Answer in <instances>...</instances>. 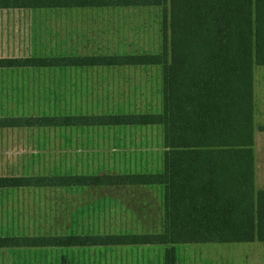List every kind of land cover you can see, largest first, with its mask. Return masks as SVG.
<instances>
[{
	"label": "rangeland",
	"instance_id": "1",
	"mask_svg": "<svg viewBox=\"0 0 264 264\" xmlns=\"http://www.w3.org/2000/svg\"><path fill=\"white\" fill-rule=\"evenodd\" d=\"M5 29L0 57L25 56L29 51L23 47L32 43L40 56L161 54L163 9L59 10L29 18L0 14V31ZM27 30L33 35L29 41ZM261 72L263 66L254 67L255 76ZM87 92L108 103L110 112L158 113L162 67L0 70V117L99 111ZM255 138L264 139V132L255 131ZM163 153L160 126L0 129V175L154 173L161 171ZM163 213L160 186L0 191L1 235L158 233ZM170 247L177 264H264V244L258 242L0 249V264H59L64 258L73 264H164Z\"/></svg>",
	"mask_w": 264,
	"mask_h": 264
},
{
	"label": "trees",
	"instance_id": "2",
	"mask_svg": "<svg viewBox=\"0 0 264 264\" xmlns=\"http://www.w3.org/2000/svg\"><path fill=\"white\" fill-rule=\"evenodd\" d=\"M161 7V54L0 57V69L162 67L158 113L0 117V129L160 126L162 171L122 176H0L20 188L161 186L158 233L0 234L5 248L264 242V190L254 189L253 69L264 66V0H0V10ZM264 130V127L262 128ZM59 264H73L66 258ZM164 264H177L173 248Z\"/></svg>",
	"mask_w": 264,
	"mask_h": 264
},
{
	"label": "crops",
	"instance_id": "3",
	"mask_svg": "<svg viewBox=\"0 0 264 264\" xmlns=\"http://www.w3.org/2000/svg\"><path fill=\"white\" fill-rule=\"evenodd\" d=\"M46 12H43L41 10H27V9L0 10L1 15H22V16L28 17V18L33 17V15H35V14L46 13ZM0 33H1L2 37L7 36L9 34V32H7V29L0 31ZM32 37H33V35L32 34L30 35V32H28V30H27V34L25 35V39H27V41H29V39ZM27 44H30V43L27 42ZM27 46L28 45H25L23 48H25L24 50H28L29 54H27L25 56H19V57H36L39 55L37 53L40 50H37V48H39L37 44L34 45L32 43L29 45V48H26ZM62 56H65V55H62ZM117 68H123V67L93 68V69L97 70V69H117ZM24 69L25 70H29V69L44 70V69H40V68H20V69H0V70H24ZM56 69L57 70H66V68H64V69L56 68ZM67 69L71 70L70 68H67ZM48 70H50V69H48ZM53 70H55V69H53ZM79 70H87V69H79ZM88 94L91 95V97H90L91 100L95 97V99H93V100H95V102L94 101L92 102V106H94V109L97 108L99 111H94L92 113H86V114L79 113V114H67V115L132 114V113H122V112H110L109 107H106V106H108V103H106V105H105L103 99L98 100L96 98L97 95H95L93 92L92 93L87 92L86 95H88ZM81 97L82 96H79V99ZM100 97H101V95H100ZM253 100H254V113H253V125H254V134H253L254 189L257 192V191L264 190V139H262L260 141H256V138H255V131H257L258 133L264 132V130L262 129L264 127V119H262V117L264 116V72H261L255 76L254 75V69H253ZM104 106L106 107L107 111L101 112L102 111L101 109H103ZM58 115H60V114H58ZM32 116L36 117L39 115H32ZM16 117H18V116H16ZM26 117H30V116H26ZM63 128H71V127H63ZM100 128H103V127H100ZM6 129H11V128H6ZM165 151H166V149L164 148V153H165ZM164 153H163V157H164ZM162 167H163V159H162ZM161 171H162V168H161ZM135 173H142V172H135ZM125 174H134V173L133 172L132 173L123 172L120 174L119 173H114V174L113 173H110V174L104 173L102 175L122 176ZM0 176H3V175H0ZM23 176H28V175H23ZM31 176H33V175H31ZM127 187H130V186H127ZM9 234H11V233H9ZM29 236H31V235H29ZM33 236H38V235H33ZM254 242L264 244V242H260V241H254ZM251 243H253V242H251ZM5 249L6 250H17V251H19V250L32 251L34 249H52V248H5ZM54 249H68V248H54Z\"/></svg>",
	"mask_w": 264,
	"mask_h": 264
}]
</instances>
